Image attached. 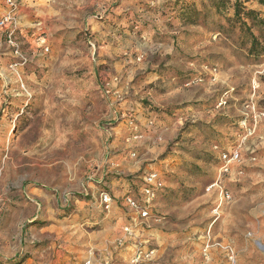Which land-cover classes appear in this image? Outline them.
I'll return each mask as SVG.
<instances>
[{"label": "rangeland", "instance_id": "1", "mask_svg": "<svg viewBox=\"0 0 264 264\" xmlns=\"http://www.w3.org/2000/svg\"><path fill=\"white\" fill-rule=\"evenodd\" d=\"M11 1L0 264H82L150 171V264H264V0Z\"/></svg>", "mask_w": 264, "mask_h": 264}, {"label": "built area", "instance_id": "2", "mask_svg": "<svg viewBox=\"0 0 264 264\" xmlns=\"http://www.w3.org/2000/svg\"><path fill=\"white\" fill-rule=\"evenodd\" d=\"M9 3V9L0 17V29L7 30L8 42L12 44V36L17 29V18H16V6L11 0H7ZM39 28L36 31H41V24H36ZM135 131V139L139 138V131L137 126L132 127ZM222 159L226 162V165L222 168V173L225 174L229 171L228 165L230 163L238 161V154L231 153L222 155ZM143 187L140 192V198L135 199L131 196L124 197V203L126 207L132 211L135 215L133 221L122 228L123 236L116 241V247H124L126 243H133L134 249L132 257L128 264H150L154 257V250L147 248L146 244L138 238L136 233V227L144 226V220L150 218V208L153 201L156 198L157 192L163 187V184L154 171L145 173L142 178ZM112 202L111 196L106 192H101L99 194V203L101 205L107 206ZM88 256L91 258L93 256L92 250L88 251ZM82 264H91V259L85 260ZM108 264V263H107Z\"/></svg>", "mask_w": 264, "mask_h": 264}, {"label": "crops", "instance_id": "3", "mask_svg": "<svg viewBox=\"0 0 264 264\" xmlns=\"http://www.w3.org/2000/svg\"><path fill=\"white\" fill-rule=\"evenodd\" d=\"M104 207L107 209V214L104 218V231L93 232L91 238H89L87 242L90 245L93 256L90 258L88 254H86L82 261L84 262L87 259H91V264H119V262L128 264L133 254L134 244L126 243L124 247L118 248L116 247V241L123 236L122 228L133 221L132 217H134L135 214L126 206L119 207L116 203ZM149 220L150 218L144 220L145 225H140L137 228V236L140 240L141 234L142 236H146L143 230L147 227ZM120 225L122 226L121 228ZM118 232L119 235H117ZM147 234L153 235L155 238H160L153 230H150Z\"/></svg>", "mask_w": 264, "mask_h": 264}]
</instances>
